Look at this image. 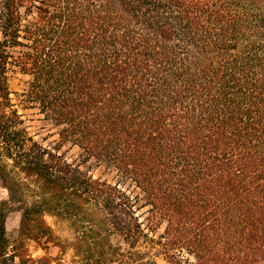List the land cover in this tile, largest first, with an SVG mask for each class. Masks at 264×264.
I'll use <instances>...</instances> for the list:
<instances>
[{
	"label": "trees",
	"instance_id": "16d2710c",
	"mask_svg": "<svg viewBox=\"0 0 264 264\" xmlns=\"http://www.w3.org/2000/svg\"><path fill=\"white\" fill-rule=\"evenodd\" d=\"M0 27V154L37 188L26 238L71 248L73 264H157L140 247L168 264H264V0H3ZM10 73L29 78L22 93ZM30 108L117 176L34 140Z\"/></svg>",
	"mask_w": 264,
	"mask_h": 264
},
{
	"label": "rangeland",
	"instance_id": "374dc122",
	"mask_svg": "<svg viewBox=\"0 0 264 264\" xmlns=\"http://www.w3.org/2000/svg\"><path fill=\"white\" fill-rule=\"evenodd\" d=\"M3 0H0V6H2ZM3 38V34L1 32L0 27V39ZM10 85L13 91H17L18 93H22L27 86L28 77L23 76L20 73H10ZM14 96V94H12ZM15 97V96H14ZM17 102V99H15ZM21 112H24V119L25 124L28 126V130L30 135L33 136L34 140L41 143L44 147L50 149L51 151L58 153L61 155L65 161L70 164L78 165L82 171L92 175L94 178L103 177L108 179H114L117 176V172L113 169H108L105 165L99 164L94 158L88 157L83 150L71 143L70 141H63L59 135V131L61 127L54 125L52 122L43 121V116L38 113L37 109H21ZM5 163H7L6 166ZM2 175L7 176V180H4ZM0 178L8 188L10 197L8 200V207L14 210H21L22 213L24 211L23 207L25 205H29L33 200L36 199L35 196H31L34 194L36 188V184H34L31 180L25 178V175L20 172L18 168H14L12 165V161L6 159L4 154H0ZM9 180V181H8ZM25 183L29 184V189L25 188ZM12 189V191L9 189ZM15 190H17V194H15ZM20 193H25L27 196H24L25 204L23 199H21ZM146 208L140 211V214L144 212ZM85 214L88 219H90L97 227H107L108 220L107 217L102 210V208L94 203L89 204L86 206ZM45 220L47 223L51 224L55 230L56 234L61 237L62 241L65 240L71 241L73 238V233L69 229L67 223L61 225V228L55 224V218L49 215L45 216ZM165 223H162L159 228L157 229L156 236L161 234L164 230ZM114 243H118L117 237L113 238ZM24 245L23 240L20 242V247ZM55 249V256L53 259L56 260L54 264H73L71 262L72 257V249L68 248L65 253H62L60 246L50 244ZM123 251L130 255L131 251L126 244H122ZM23 250V249H22ZM144 254V259L147 260H154L157 264H168L164 255L154 257L151 253L146 252L143 247L138 248ZM180 255L183 259L193 261V257H191L186 252H180ZM129 257V256H128ZM128 261L126 264H135L133 260L126 259ZM43 264H49L50 259L49 257L45 256L42 258ZM119 264V263H114Z\"/></svg>",
	"mask_w": 264,
	"mask_h": 264
},
{
	"label": "crops",
	"instance_id": "0c3cea01",
	"mask_svg": "<svg viewBox=\"0 0 264 264\" xmlns=\"http://www.w3.org/2000/svg\"><path fill=\"white\" fill-rule=\"evenodd\" d=\"M2 7L3 4L0 9ZM9 197V190L0 178V231L2 224L5 227L4 239L0 241V264H43L42 258L45 256L49 257V264H54L56 260L53 256L56 253L52 245L44 249L36 241L22 234L23 213L8 207ZM21 240L24 243L22 247Z\"/></svg>",
	"mask_w": 264,
	"mask_h": 264
}]
</instances>
